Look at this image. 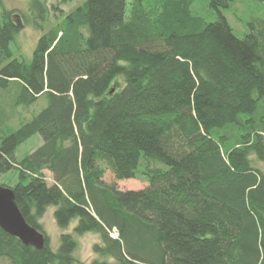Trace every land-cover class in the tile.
<instances>
[{
    "label": "trees",
    "instance_id": "obj_1",
    "mask_svg": "<svg viewBox=\"0 0 264 264\" xmlns=\"http://www.w3.org/2000/svg\"><path fill=\"white\" fill-rule=\"evenodd\" d=\"M197 1L83 0L46 30V0L33 18L0 0V177L16 172V203L45 237L38 250L0 228V264H264V12L241 38L226 16L237 0H208L215 21ZM28 23L42 32L30 63L11 49ZM107 168L148 186L120 190ZM86 234L100 238L90 263L74 257Z\"/></svg>",
    "mask_w": 264,
    "mask_h": 264
},
{
    "label": "rangeland",
    "instance_id": "obj_2",
    "mask_svg": "<svg viewBox=\"0 0 264 264\" xmlns=\"http://www.w3.org/2000/svg\"><path fill=\"white\" fill-rule=\"evenodd\" d=\"M4 7L7 10H15L29 15L30 18L34 17V11L31 7V0H2ZM83 0H70L64 2V0H46L48 10L50 11L48 22L44 24V27L49 29L52 26H55L58 22L63 20L71 11L78 7ZM193 11L199 13L200 15L205 16L208 21H215L217 19L216 12H213L208 7V0H198L194 6ZM259 11L264 12V6L254 2L252 0H237V4L232 7L229 12H226L231 26L233 27L234 33L238 37H244L248 33L247 23L251 17L261 15ZM3 17V8L0 6V20ZM42 32L39 31L32 24H25L21 27L19 34L16 36L15 40L11 44V49L13 53V58L22 59L27 63H30L33 60L34 50L37 46L38 40L40 39ZM4 96H7L4 94ZM7 101H11L10 98H5ZM5 99H2V103L5 102ZM48 102L46 99H39L31 107H19L17 112L12 120L14 126H18L20 123H25L26 121L32 119L34 115L40 113L44 108H46ZM43 144V139L41 136L36 135L25 142L17 150V159L22 160L26 156L32 154L36 149H38ZM252 158H255L252 155ZM255 164L259 169L264 171V162L255 161ZM44 174L49 181V184H52L53 177L49 171H45ZM104 181L109 184L116 183L118 188L123 191L127 190H142L148 186V182L140 179H129V180H116L114 174L107 168L106 174L104 176ZM18 183L17 174L15 171L0 177V186L11 188ZM54 211L55 208H49L46 216L43 219L44 228L47 234L52 239V247L54 250H57L60 244V235L63 232L56 224L54 220ZM76 221L70 226L67 233H72ZM79 246L74 254V257L82 262L90 263L95 255L93 254L92 247L95 243L100 241L99 236L94 234H86L80 237H77Z\"/></svg>",
    "mask_w": 264,
    "mask_h": 264
},
{
    "label": "water",
    "instance_id": "obj_3",
    "mask_svg": "<svg viewBox=\"0 0 264 264\" xmlns=\"http://www.w3.org/2000/svg\"><path fill=\"white\" fill-rule=\"evenodd\" d=\"M0 228L18 238L26 246L38 250L44 247V235L26 222L16 203L14 191L2 186H0Z\"/></svg>",
    "mask_w": 264,
    "mask_h": 264
}]
</instances>
